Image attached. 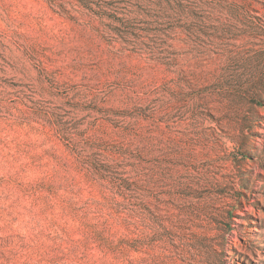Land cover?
<instances>
[{
  "label": "rangeland",
  "instance_id": "374dc122",
  "mask_svg": "<svg viewBox=\"0 0 264 264\" xmlns=\"http://www.w3.org/2000/svg\"><path fill=\"white\" fill-rule=\"evenodd\" d=\"M0 264H264V0H0Z\"/></svg>",
  "mask_w": 264,
  "mask_h": 264
}]
</instances>
